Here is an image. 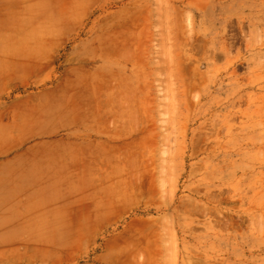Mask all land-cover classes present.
Returning <instances> with one entry per match:
<instances>
[{"label": "rangeland", "instance_id": "obj_1", "mask_svg": "<svg viewBox=\"0 0 264 264\" xmlns=\"http://www.w3.org/2000/svg\"><path fill=\"white\" fill-rule=\"evenodd\" d=\"M3 17L62 33L13 55L15 77L98 106L126 153L125 223L41 264H264V0H0Z\"/></svg>", "mask_w": 264, "mask_h": 264}, {"label": "crops", "instance_id": "obj_2", "mask_svg": "<svg viewBox=\"0 0 264 264\" xmlns=\"http://www.w3.org/2000/svg\"><path fill=\"white\" fill-rule=\"evenodd\" d=\"M45 33L0 20V264L53 262L61 248L81 246L87 232L116 229L127 216L120 133L95 127L83 106L73 109L58 82L15 77L13 55L63 37ZM33 83L38 88L26 90Z\"/></svg>", "mask_w": 264, "mask_h": 264}, {"label": "bare ground", "instance_id": "obj_3", "mask_svg": "<svg viewBox=\"0 0 264 264\" xmlns=\"http://www.w3.org/2000/svg\"><path fill=\"white\" fill-rule=\"evenodd\" d=\"M189 59H195V58L193 55H190ZM97 108H98V106H95V105L93 108L92 105H84L83 104L81 114H83V116H85L87 119L90 120V119H93L97 115L100 116V115L105 113L104 111H98ZM135 108H136L135 104L128 105V109H129L128 114L131 116V118L134 120V122H136V119H137V111L135 110ZM121 113L123 115L126 114V112H122V110H121ZM103 118H104V116H103ZM101 119H102V116H101ZM93 122H95V125H96L95 127H102V123L99 120H97V124H96L95 120H93ZM94 131L96 132L97 130H94ZM128 155L130 156V153H128Z\"/></svg>", "mask_w": 264, "mask_h": 264}]
</instances>
